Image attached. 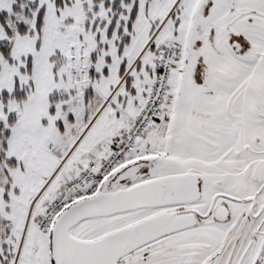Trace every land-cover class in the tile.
Returning a JSON list of instances; mask_svg holds the SVG:
<instances>
[{"label":"snow or ice","instance_id":"obj_1","mask_svg":"<svg viewBox=\"0 0 264 264\" xmlns=\"http://www.w3.org/2000/svg\"><path fill=\"white\" fill-rule=\"evenodd\" d=\"M0 264H264V0H0Z\"/></svg>","mask_w":264,"mask_h":264}]
</instances>
